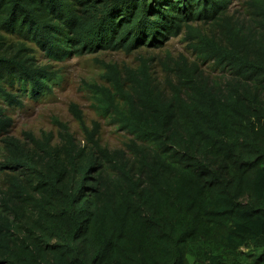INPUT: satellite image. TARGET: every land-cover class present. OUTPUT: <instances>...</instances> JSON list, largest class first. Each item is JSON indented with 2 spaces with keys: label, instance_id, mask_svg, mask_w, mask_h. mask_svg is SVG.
I'll list each match as a JSON object with an SVG mask.
<instances>
[{
  "label": "trees",
  "instance_id": "16d2710c",
  "mask_svg": "<svg viewBox=\"0 0 264 264\" xmlns=\"http://www.w3.org/2000/svg\"><path fill=\"white\" fill-rule=\"evenodd\" d=\"M235 1L0 0V104L57 76L11 35L56 60L159 47L197 21L225 41L200 53L217 79L181 69L167 95L146 74L128 90L113 78L101 113L130 135L123 147L80 111L84 143L62 123L57 137L5 135L0 264H264V0H249V22L228 15ZM11 122L0 106V132Z\"/></svg>",
  "mask_w": 264,
  "mask_h": 264
},
{
  "label": "rangeland",
  "instance_id": "374dc122",
  "mask_svg": "<svg viewBox=\"0 0 264 264\" xmlns=\"http://www.w3.org/2000/svg\"><path fill=\"white\" fill-rule=\"evenodd\" d=\"M249 0H236L229 8L228 15L234 20L250 21ZM215 21L193 22L192 29L182 30L164 39L159 47L142 45L132 51L98 49L82 55L67 56L63 60L48 57L44 50L31 41L16 35H9L11 46L25 45L22 54L32 58L37 65L48 64L56 72L51 83L53 90L36 99L26 95L21 105H9L1 99L5 114L12 120L6 132H0V162L5 160L7 151L3 143L5 135L26 139L28 133L40 137L43 133L58 136L60 124H66L79 142H85V135L78 120L79 111L89 128L95 122L100 125V137L104 145L111 148L123 147L130 135L111 121V115L101 113V106L109 93L115 94L113 78L124 81L128 90L131 72H138L141 79L149 76L165 94L172 93V85H177L181 69L194 77L203 76L217 79L222 76L214 59H204L201 53L205 46L212 49L225 45L224 30L215 26ZM145 66L146 71L141 68ZM146 72V73H145ZM18 82L15 90L18 91ZM120 95L115 101L120 102ZM3 176L0 173V186Z\"/></svg>",
  "mask_w": 264,
  "mask_h": 264
}]
</instances>
